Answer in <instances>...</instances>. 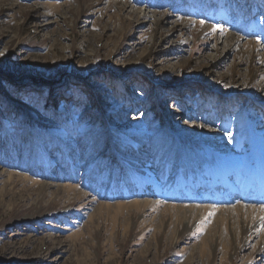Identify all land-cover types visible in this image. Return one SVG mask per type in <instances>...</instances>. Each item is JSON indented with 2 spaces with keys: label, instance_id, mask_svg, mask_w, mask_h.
Returning <instances> with one entry per match:
<instances>
[{
  "label": "rangeland",
  "instance_id": "rangeland-1",
  "mask_svg": "<svg viewBox=\"0 0 264 264\" xmlns=\"http://www.w3.org/2000/svg\"><path fill=\"white\" fill-rule=\"evenodd\" d=\"M263 62L264 0H0V264H264Z\"/></svg>",
  "mask_w": 264,
  "mask_h": 264
},
{
  "label": "bare ground",
  "instance_id": "bare-ground-1",
  "mask_svg": "<svg viewBox=\"0 0 264 264\" xmlns=\"http://www.w3.org/2000/svg\"><path fill=\"white\" fill-rule=\"evenodd\" d=\"M156 16V15H155ZM156 22L159 23V24H162L163 21L165 19H163V17L161 18H156ZM223 43H225L228 47L230 48H237L239 50H242L244 51V48L245 49H248V45L246 44H242L240 41L239 38L235 37V36H229L228 38L226 39H223L222 40ZM244 54V53H243ZM246 54L250 55L251 57L253 58H259V54L256 53V51L254 49H251L249 48L247 51H246ZM264 63V62H263ZM253 65V64H252ZM258 72V70L256 71ZM259 73V72H258ZM227 147V146H226ZM221 170V169H220ZM224 174V173H223ZM232 200H234L232 198ZM231 211L232 213H236V216L241 214V215H244L245 217L243 218H249L251 221V223H249V221L245 224L244 221H241L243 226H242V230H241V233L244 234V236H246V234H248L249 232L251 233V230H253V225L255 224L256 225H260V224H263L264 223V210H261V208H253V207H245V206H241L239 205L238 207H236L235 209H230L228 210V212ZM240 216V215H239ZM238 216V217H239ZM235 217V216H234ZM234 220V219H233ZM240 222V221H239ZM249 231V232H248ZM234 236H238L236 235V233L234 234ZM244 238L241 237V240H243ZM264 240V237H261V242ZM260 242V245L262 244ZM228 243V242H227ZM234 247V246H233ZM227 249V248H226Z\"/></svg>",
  "mask_w": 264,
  "mask_h": 264
}]
</instances>
